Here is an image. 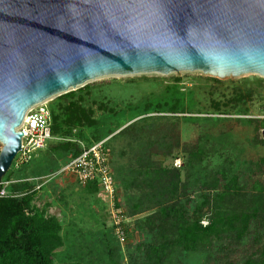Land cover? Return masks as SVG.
Returning a JSON list of instances; mask_svg holds the SVG:
<instances>
[{
    "label": "rangeland",
    "instance_id": "obj_1",
    "mask_svg": "<svg viewBox=\"0 0 264 264\" xmlns=\"http://www.w3.org/2000/svg\"><path fill=\"white\" fill-rule=\"evenodd\" d=\"M71 92L77 94L90 122L70 135L54 136L48 143L50 151L37 153L19 170L13 164L1 182L6 197L30 195L31 207L61 223L64 247L56 253L55 264H226L223 255L215 252L161 249L170 237V225L164 221L166 226L161 225L157 209L146 206L136 210L134 198L142 194L125 192L120 182L123 178L140 182L146 162L174 167L177 161L185 178L195 174L185 164L190 155H196L201 178L209 179L225 169L240 175L242 187L251 189L254 180L264 183V168L253 174L264 158V78L217 79L200 72L114 76ZM61 96L47 105L57 110ZM176 100L183 113L171 114ZM66 143L80 152L101 146L108 154L112 171L120 180L117 202L125 207L122 211L129 232L123 249L112 233L108 204L95 188L78 186L61 173L79 156L73 157L76 149L51 150ZM200 189L190 190L182 201L189 200V216L201 202ZM202 225H207L205 219Z\"/></svg>",
    "mask_w": 264,
    "mask_h": 264
},
{
    "label": "water",
    "instance_id": "obj_2",
    "mask_svg": "<svg viewBox=\"0 0 264 264\" xmlns=\"http://www.w3.org/2000/svg\"><path fill=\"white\" fill-rule=\"evenodd\" d=\"M264 78V0H0V185L26 113L114 76Z\"/></svg>",
    "mask_w": 264,
    "mask_h": 264
},
{
    "label": "trees",
    "instance_id": "obj_3",
    "mask_svg": "<svg viewBox=\"0 0 264 264\" xmlns=\"http://www.w3.org/2000/svg\"><path fill=\"white\" fill-rule=\"evenodd\" d=\"M76 96L75 92L61 96L57 110L49 106L53 137L70 135L90 122L89 113ZM180 105V101L176 100L169 112L183 113ZM49 146H46V151H50ZM59 149L66 152L76 149L73 157L80 154L73 144L51 148L54 152ZM199 162V157L190 155L185 167L191 168L195 174H186L185 178L182 166L167 167L146 162L141 167L143 179L140 182H129L123 178L120 183L125 192L136 190L142 194L134 198L136 210L146 206L157 209L161 225H170V237L165 238L161 247L164 251L215 252L217 256L223 255L226 264H264V183L254 180L251 189L242 187L240 175L225 169L216 171L209 179L201 178L196 169L201 165ZM263 168L264 158L256 165L253 174L262 172ZM118 178L114 175L117 193L120 189ZM88 186L99 193L96 183ZM197 186H200L203 196L189 216L186 208L189 200L186 203L182 201ZM30 202V195L0 198V264H55L56 253L64 247L59 220L46 217L43 212L31 207ZM116 207L125 210L121 202H117ZM203 219L207 221L205 227ZM125 233L128 238L126 228Z\"/></svg>",
    "mask_w": 264,
    "mask_h": 264
},
{
    "label": "built area",
    "instance_id": "obj_4",
    "mask_svg": "<svg viewBox=\"0 0 264 264\" xmlns=\"http://www.w3.org/2000/svg\"><path fill=\"white\" fill-rule=\"evenodd\" d=\"M18 131L23 133L22 146L13 164L19 170L29 164L34 155L44 150L53 140L52 115L47 103L29 110ZM178 163L176 161L175 167H180ZM61 173H66L74 179L78 186L84 187L93 183L98 185L99 196L108 204L112 233L118 246L123 249L127 243L125 233L127 220L124 212L116 207L118 193L108 154L101 146L83 149L76 159L61 170ZM2 185L3 183L0 187ZM6 196L5 191L1 189L0 198Z\"/></svg>",
    "mask_w": 264,
    "mask_h": 264
},
{
    "label": "crops",
    "instance_id": "obj_5",
    "mask_svg": "<svg viewBox=\"0 0 264 264\" xmlns=\"http://www.w3.org/2000/svg\"><path fill=\"white\" fill-rule=\"evenodd\" d=\"M36 154H37V153H36ZM36 154H35V155H36ZM35 155H34V156H35Z\"/></svg>",
    "mask_w": 264,
    "mask_h": 264
}]
</instances>
